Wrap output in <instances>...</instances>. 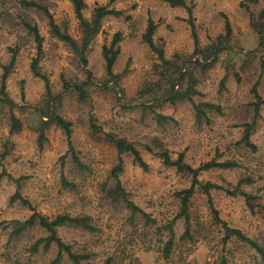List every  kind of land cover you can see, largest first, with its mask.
Listing matches in <instances>:
<instances>
[{
	"label": "clouds",
	"instance_id": "clouds-1",
	"mask_svg": "<svg viewBox=\"0 0 264 264\" xmlns=\"http://www.w3.org/2000/svg\"><path fill=\"white\" fill-rule=\"evenodd\" d=\"M0 264H264V0H0Z\"/></svg>",
	"mask_w": 264,
	"mask_h": 264
}]
</instances>
